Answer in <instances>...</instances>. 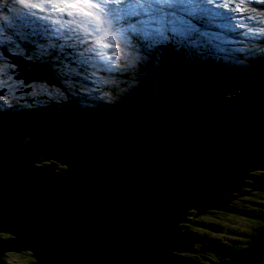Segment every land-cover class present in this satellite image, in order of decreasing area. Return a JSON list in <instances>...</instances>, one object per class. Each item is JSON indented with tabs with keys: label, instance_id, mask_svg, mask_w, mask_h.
Listing matches in <instances>:
<instances>
[{
	"label": "water",
	"instance_id": "1",
	"mask_svg": "<svg viewBox=\"0 0 264 264\" xmlns=\"http://www.w3.org/2000/svg\"><path fill=\"white\" fill-rule=\"evenodd\" d=\"M9 57L25 82L58 84L50 67ZM243 77L176 87L185 104L141 90L105 110L0 112V264L23 252L31 264H200L182 254L196 251L182 229L191 211L236 213L243 188L264 192L263 177L246 182L264 170V72ZM223 258L264 264V226Z\"/></svg>",
	"mask_w": 264,
	"mask_h": 264
},
{
	"label": "rangeland",
	"instance_id": "2",
	"mask_svg": "<svg viewBox=\"0 0 264 264\" xmlns=\"http://www.w3.org/2000/svg\"><path fill=\"white\" fill-rule=\"evenodd\" d=\"M106 1L107 0H95L94 3H92L91 5L82 7L83 8L82 14L91 17L93 19V22H95V26H94L91 23L92 20L90 23L83 22L82 20L79 21V19H77V17L74 15V7H72L71 5L81 6L79 3H77V0H63V3H61L60 0H52L51 3H49L48 0H0V102L10 101L16 107H20L21 105L20 103L24 102L23 94L27 91L33 90L34 88L32 89V86L44 87L41 89L36 88L34 91L38 92L39 94H45L49 98H54L55 104L57 105L58 108H61V106L63 105L66 106V103H70L76 98L81 99L83 102L82 104H85L86 101L88 102L94 101V98L95 97L99 98V96L97 94L94 95L93 92L99 91L97 84L100 83L101 80H103L105 77L92 75L89 70H85L84 72H82V74L80 73V68L83 66V64L84 65H86L87 63L91 64L89 62L92 61L90 57H84L88 53L86 52L87 50L77 51V47H79L82 43L81 36L84 37L86 40L90 38V41H93V43L102 42L107 44L110 43L111 39H114L113 36L117 37V34L112 35V33L109 31L110 29H113V31H115L118 28V30H120L122 34H124L129 32L128 26L134 24L133 28L137 30V33L139 35L131 36V37L132 39H135V41H138L139 46H136L135 48L129 50L131 43L132 44L134 43L133 41H130L129 38L127 37L128 40L122 43L121 45H118L116 43L114 44L113 48H107V47L104 48L105 50L115 53L118 56L117 59H114L115 56L113 55L107 57L109 60L112 59L110 63V71H109L111 72V76L109 77L108 80L111 82L115 81V85L118 86L117 87L118 91L122 88L121 93L130 92L131 90H134L135 86L132 84V82L126 81L125 78L126 76L128 77V75H129L128 78L130 79L135 78L133 77V75L137 72L139 66L134 65V63L140 64L141 66H143L144 69L147 70L149 66L153 67L154 65L158 64L160 61V59L158 58V52L159 50H161L160 47L165 43H167L168 45H172V44L177 45L178 43H181L182 40H191L189 43L191 45V48L199 47V45H197L200 40L199 36L208 33V30L211 31V27L215 28V24L217 23V18H215V16L219 13L216 12L215 16L213 17L212 11L215 10L214 4H213V10L208 11V13L212 15L211 18L206 17L205 13H201L199 7H191L189 9V13L194 14V11H196L198 14L196 15V17L191 18V20L195 22L194 24H197L198 16L199 19H202L200 21L201 27L198 28L194 27L192 23L189 24L190 28L187 27V24L184 23L182 18H180L179 25L175 24V22L156 24L154 26V30L159 31L160 34H164L168 29L167 32L171 34L170 35L171 37L169 38L172 39V41L169 42L168 41L169 38H167L166 35L164 36L150 35L152 38L149 37V34L146 33L145 26H143L144 19L142 18L133 20L131 21V23L125 22L124 20L125 17L123 14L128 13L129 11L131 12V10L136 9L134 7H132V9L131 7L129 8V5L127 3H122L121 8L118 7V10L116 12L117 14L119 13V15H117L116 17L111 16V18H109V20L107 21L108 25H113L114 20L115 21L117 20L118 22L115 23L116 25H114L109 29H104L103 27L96 26L98 24L102 25L104 23V20L107 19L109 15L113 12L110 9H107L106 10L107 12L106 11L104 12V10L106 9ZM236 1L237 0H234L233 3H235ZM97 5L99 6L97 7ZM146 6L147 5H145L144 7ZM246 7H250V9L252 10L251 13L252 18H257L259 14V16L264 20V16H263L264 13L262 15L257 12V10L264 12V3H261L260 0H245L243 1V3L240 4V7H236V8L238 10H242ZM146 8H150V7L147 6ZM153 8L156 7H151V9ZM149 16H151V14ZM163 16L164 15H162V17ZM95 18H100L102 22H99ZM248 20L251 22V18ZM52 22H54V24H51ZM30 28H37L40 34H42L43 37L47 39V41L44 42L39 38H33L28 33V30ZM89 34L90 36H88ZM227 34L233 35L231 32H227ZM196 35L198 36L196 37ZM50 40L59 41L60 44L57 45V43L50 42ZM150 40L151 41L154 40V41H152V44L150 45V49H149V47L145 45V42L146 41L150 42ZM211 41H213V39H211ZM84 44L86 45L85 47L86 49L88 47L87 41H84ZM213 45L214 43L213 44L208 43L207 45L204 44L203 48L212 47ZM237 47L244 48L241 44L238 45ZM165 49L167 50V48L163 47V50ZM255 49L257 52L261 54L263 59L264 35H262L261 39L255 40ZM57 50L60 51L57 52ZM149 50L153 51V53L157 52V54L153 55L154 58L152 59L153 61L148 57ZM203 50H205V52H209V50L206 49ZM237 50L242 51V49L239 48H237ZM55 51L58 53V55H64L63 58H58L57 55L55 56L57 57V59H59L60 69L62 68L65 75L67 76L66 84L69 86V88L67 91L68 93L65 94L62 93L60 89L56 88L55 85L49 84L45 81H39V80L32 81L31 82L32 85L29 87L27 85L29 84V82H25L24 78L19 76L20 73H18V71L12 70L13 67H11L10 63L13 66L15 65L11 62V58L7 55L12 53L15 56L17 55L19 56L23 55L24 57L26 56V58H30L33 61H36L37 63H44V62L53 63L54 61L52 62L51 55L54 54ZM195 53L197 54L199 53L200 55L195 56L193 54L190 56L188 60L194 62L195 65L191 66L188 69V72L179 69L181 66V64H179L180 62L175 60L174 64L178 66L175 68V70H177V72L180 71L179 76L183 77L182 80L184 82L186 81L187 84L194 86V88L196 89L201 87V86L196 87L197 85L196 82H199L197 78L202 76V72L205 68L206 71L208 72L207 77H210L212 75L211 72L216 71L214 68L217 66V62L218 64H221L223 68H225L226 65H222L224 64V62H221L220 60L216 61L212 58H210L212 60L210 59L208 60L207 57L200 52H195ZM187 55L189 54H185V56ZM183 56L184 54L181 51V57L183 58ZM104 58L103 59L96 58V60L92 61V63L95 64L96 66L102 67L104 69H108V65H104L100 63L105 60ZM197 59L199 60V64L203 65V67L196 66L198 64L196 63ZM250 59L253 60L252 58ZM119 62H123L124 63L123 66L115 65L116 63ZM17 67L18 65L16 66V68ZM34 68L39 70V68L37 67ZM239 69H243V68L240 67ZM171 78L176 79L177 77L172 76L171 73H168L167 79L170 80ZM140 80L142 79L140 78ZM105 83H106L105 80L102 81L99 84V88ZM61 85L64 86L63 84ZM165 90H171L173 92L176 90V87L175 89L165 88ZM232 91L237 92L238 90H232ZM133 94H137V93L135 92ZM47 97H43L45 101H41L40 103L43 104L48 103L46 99ZM100 97H101L100 100L101 102H103V104H105L108 100L111 101V99H109L110 96L104 92L101 93ZM182 99H184V96L182 97ZM204 99H212V98L208 97V98H203V100ZM182 101H181L182 104L186 103V100H182ZM26 104L29 106L31 105V103L28 101L26 102ZM24 118H28V116L24 114ZM44 125L45 123H42V126ZM259 172H264V170L262 169L257 170V173ZM253 175L255 176V172H253ZM260 177L261 176L259 175L255 176V178H260ZM246 182L252 184L253 186H256L251 179L250 180L247 179ZM243 189L245 191L248 190L249 193L233 199L231 203L232 206L234 207L236 206L235 207L237 208L236 213H223L220 211H216L218 213L216 215H211V213H206L205 216L201 215V217L204 218L202 219L200 218V216H194L195 211H191L192 213L194 212V214L193 216H189V218L197 219L199 217V220L207 221V223L209 224L207 225L212 230H215L218 233V239H214L217 245L216 247H222V245L230 244L232 241L237 243L242 241L243 239L246 240L248 238V234L244 231L239 230L238 228L244 227L249 230L253 228L254 221L256 220V218L251 217L252 215H250L248 212L240 213L239 211L244 209L247 211L252 210L251 204H249L248 203L249 201L245 199L250 198L252 193L261 194V191L258 189L254 190L251 187H245ZM256 207L259 210H261V212L263 211L264 213V196L261 198V200H258ZM219 216L221 218H219ZM213 223H216L217 225ZM214 225L216 226L221 225L222 227L220 226L215 227ZM216 235L217 234H215V236ZM197 244H199V242H196V245ZM220 249L223 248H219V252H218L217 251L218 248L210 246L211 251H209L218 261V264H220L219 262L220 255H224L225 253ZM182 254L185 257H187L186 259L189 261L198 262L200 264L207 263L206 261L202 260L206 256V251H204V249L198 248L194 252L182 253ZM13 255H15L14 258H16L17 263H22L24 261V257L21 254H17V253L10 254V256Z\"/></svg>",
	"mask_w": 264,
	"mask_h": 264
},
{
	"label": "trees",
	"instance_id": "3",
	"mask_svg": "<svg viewBox=\"0 0 264 264\" xmlns=\"http://www.w3.org/2000/svg\"><path fill=\"white\" fill-rule=\"evenodd\" d=\"M57 43H59V41H57ZM57 52L55 51V53L51 55L52 62L54 61L53 63H48V62L45 63L44 62V64L46 66H50L53 69V72H54L55 76L57 77L58 81L60 82V85L59 86H55V87L60 89L61 92L65 94V93H68L67 91H68V88H69V86L66 84L67 76L65 75L63 69L62 68L60 69L59 59H57V57L58 58H63L64 55H58ZM171 52L173 53V51L171 50L169 52L170 55L173 57ZM166 54H167V52H166V49H165V51H162L163 59L161 61L162 63H164V65L160 64L159 66H154L153 68H151V72L147 75V77H145L143 80H140V79L138 80V82L135 84L134 90H140V89L141 90H146V91H149L150 93H153L154 97L157 98V99L164 98L166 101L173 103V102H175L177 100H181L182 97H183L182 94H180V93H173L172 94L171 90H165V88L175 89V87L182 86L184 88L182 90L188 91L190 88H193L194 86H192L190 84H187L186 81L183 82V80L179 76V74H180L179 72L180 71L177 72V70H175V68L177 66L174 64V62L171 61V57H168V55H166ZM55 55H57V57ZM28 60L33 61L30 58H28ZM262 62H263V60H259V61L255 62V64L250 65L247 68H244L243 71H247V72L250 71V73L246 74V75H253V74H256V73L263 72L264 70L260 71V67L257 66L258 64H262ZM10 65H11V67H13L12 70L16 71V69H17L16 66H13L11 63H10ZM8 69H9V67H8ZM185 69H187V65H185V67L182 70L185 71ZM9 71H10V69H9ZM251 72H254V73H251ZM168 73H171L172 76H175L177 78L176 79L171 78L170 80H168L167 79V74ZM232 73H233V71H231V69L227 70V74H232ZM222 74H226V73L223 72ZM4 81H5V79H4ZM196 83H197V85L195 84L196 87L197 86H202V82H196ZM61 84H63L64 86H62ZM27 85L30 87L32 84L29 83ZM44 86H46V85H44ZM36 88L41 89V88H44V87L32 86L33 90L25 92L23 94L24 102L20 103L22 108L25 109V110H28L31 114L34 111L40 110V109H43V108H49L53 113L59 114L62 111L66 110V109H68L70 107H73V106L80 107L82 105L81 104V99L76 98L72 102L66 103V106L63 105V106H61V108H58L57 105L55 104L54 98H49L45 94H39L38 92H35L34 90ZM113 90H115V89H113ZM169 91H171V92H169ZM131 92H133V90ZM131 92H126V93L119 94L118 97L115 98V101L112 102L110 107H115V106H118V105H121V104L125 103L127 101V98L129 97L128 94H130ZM43 97H47L46 99H47L48 103H45V104L40 103L41 101H45ZM210 100L211 99H208V100L207 99H204V100L202 99V101L204 103L205 102L208 103ZM27 101L31 103L30 106L26 104ZM85 106H86V108H89V109H95V108H92V107H90L88 105H85ZM105 107L106 106L104 104H101V105H98L96 108L97 109H103ZM13 109H16V108L13 106V108H9V110L8 109H2V110L3 111H11ZM58 168L59 169H63L64 167L59 165ZM258 174H259V176L264 178V172H259ZM263 196H264V192H261V194L260 193L259 194L258 193H252L250 198H246L245 199V200L249 201L248 202L249 204H251L252 210L247 211V210L244 209V210H240L239 212L240 213L248 212L252 216H258V217H262L263 216L264 217L263 211L261 212V210H259L256 207L258 200H261V198ZM235 209H237V208H235ZM208 213H211V215L218 214L215 210H210ZM193 214H194V212L190 216H193ZM200 218L204 219L201 216H200ZM219 218H221V217L219 216ZM257 219H260V218H257ZM188 220H189L188 223H184L182 225V229L186 233H188L193 239H195V240H197L199 242V248H201V246H211V245L217 246L216 242L214 241V239H218V233L215 230H212L208 226L209 224L207 223V221L199 220V217L197 219H191V218L188 217ZM213 224H216V223H213ZM216 225H214V226L215 227H218V226L222 227L221 225H218V226H216ZM263 226H264V223L257 222V225L256 226L253 225V228H251L250 230L246 229L244 227H239L238 228L239 230L244 231V232H246L248 234V238L246 240L243 239L242 241L237 242V243L232 241L230 244L222 245V247H220V248H225L226 250H235V251H239V250L245 249L247 247V243L251 239V236H253L255 234L257 229H259V228H261ZM215 234H217V235L215 236ZM1 236L3 238H6V235H4V234H2ZM223 246H225V247H223ZM10 254H12V253H7L3 257L4 264H31L33 262V259L30 256L29 252L20 253L24 257V261L22 263H17L16 262V258H14L15 255L10 256ZM195 258H198V257H195ZM202 260L206 261L208 264H216L218 262L215 259V257L213 256V254H211L210 252H206V256ZM207 263H204V264H207Z\"/></svg>",
	"mask_w": 264,
	"mask_h": 264
},
{
	"label": "bare ground",
	"instance_id": "4",
	"mask_svg": "<svg viewBox=\"0 0 264 264\" xmlns=\"http://www.w3.org/2000/svg\"><path fill=\"white\" fill-rule=\"evenodd\" d=\"M261 1V3H264V0H260ZM208 2L210 3V4H214V6L216 7V9H221L220 11L222 12V11H228V12H230L231 13V15L233 16V19L232 20H229V19H227V18H225V19H227L228 20V24H229V26H230V29L229 30H225L224 31V33L225 34H227V32H231L232 34H234L233 32H235V31H237V32H240L243 36H247V37H249L250 35H251V37L253 38V39H261L262 38V35H264V20L259 16V14L258 13H260V14H262L263 15V11H258L257 10V14H258V17L257 18H252L251 16V13H252V10L250 9V7H246V8H244V9H242V10H238L236 7H240V4L241 3H243V1L242 0H237L235 3H231V4H228V5H225V6H222V5H220L219 3H218V0H216V1H214V0H208ZM259 2V1H258ZM252 5V4H251ZM263 5V4H262ZM125 6V5H124ZM128 7V6H127ZM126 7V8H127ZM147 7V6H146ZM192 7V6H191ZM263 7V6H262ZM130 8V7H129ZM128 8V9H129ZM140 8V7H139ZM260 8V7H259ZM131 9H132V7H131ZM130 9V10H131ZM153 9H155V8H153ZM209 10H211L210 8H208ZM208 9H206V12H205V14H206V17H208V18H211V14H209L208 13ZM120 10V9H119ZM261 10V9H260ZM107 12V11H106ZM127 12V11H126ZM130 12V11H129ZM119 14V13H118ZM190 14V17L191 18H194V17H196V15H198L197 14V12L196 11H194V14H192V13H189ZM201 14V13H200ZM216 14V13H215ZM215 14L213 15V17L215 16ZM256 14V15H257ZM77 14H75V16H76ZM138 16L140 15V14H137ZM264 16V15H263ZM251 18V22L248 20V19H250ZM198 21V20H197ZM198 23V22H197ZM232 28H234L232 31H231V29ZM256 30H257V32H256ZM255 32V33H254ZM88 36H90V34L88 35ZM217 39L216 40H221V38L223 37V35H221V33L220 34H218L217 36ZM250 38V37H249ZM214 39V38H213ZM81 41H82V43H84V41H87L84 37H82L81 36ZM223 40H221L220 42H222ZM89 42H91V44L85 49V50H87L86 52H90L91 54L92 53H94V51H92V44H95V43H93V41H89ZM88 43V42H87ZM89 53V54H90ZM188 56H191V55H187V56H183V59H185L186 61H187V57ZM152 60V59H151ZM210 60H212V59H210ZM178 62H180L179 64H181V66H180V68L179 69H181L182 70V68H184V66H185V64H184V62L183 61H178ZM182 62V63H181ZM35 67H37V68H39L38 66H35ZM93 67H97L95 64H93ZM40 69V68H39ZM205 70H206V68H205ZM205 74H208V72L207 71H205ZM208 75H203L202 74V77L204 78V79H213V77H212V75L210 76V77H207ZM100 77H105V70H103V74H101L100 75ZM241 79H243V80H246V76H244L243 78H241ZM184 82V81H183ZM204 84L202 83V86H203ZM201 86V87H202ZM181 87V89H184L182 86H180ZM200 87V88H201ZM192 89H195L194 87L193 88H190L189 90H192ZM184 91H186V90H184ZM205 98H208V97H205ZM183 100H185V99H183ZM208 100V99H207ZM106 104V103H105ZM96 109V108H95ZM43 123H45V122H43ZM45 125H46V123H45ZM254 172H257V171H254ZM253 179H251L252 181L254 180L255 181V183H256V185H257V180H259V179H261V178H255V176L253 175ZM225 247V246H224ZM220 250H222V251H226L224 248L223 249H220Z\"/></svg>",
	"mask_w": 264,
	"mask_h": 264
},
{
	"label": "snow or ice",
	"instance_id": "5",
	"mask_svg": "<svg viewBox=\"0 0 264 264\" xmlns=\"http://www.w3.org/2000/svg\"><path fill=\"white\" fill-rule=\"evenodd\" d=\"M49 3L52 2V0H48ZM61 3H63V0H60ZM90 0H84V3H89ZM111 3L113 4H122L127 3L129 7H144L147 5L148 7H157L159 5L166 4L168 7L176 6V7H191L194 6L196 3V0H111ZM74 7L75 5H71ZM99 5H97L98 7ZM107 48H113L114 45L112 43H107L105 45ZM112 55H115V53H112ZM103 59V57H101Z\"/></svg>",
	"mask_w": 264,
	"mask_h": 264
},
{
	"label": "clouds",
	"instance_id": "6",
	"mask_svg": "<svg viewBox=\"0 0 264 264\" xmlns=\"http://www.w3.org/2000/svg\"><path fill=\"white\" fill-rule=\"evenodd\" d=\"M46 28V27H45ZM37 29V28H36ZM38 30V29H37ZM39 31V30H38ZM38 38V37H37ZM60 43V42H59ZM11 55H13L12 53H10ZM10 54H7L8 56L10 55ZM22 56V55H21ZM24 57V56H23ZM25 58V60L26 61H28V62H30V63H32V64H36L37 66H40V67H42V68H44V66H46L44 63H37L36 61H30V60H28V58H26V57H24ZM16 66V65H15ZM197 66H199L200 67V65H197ZM29 67H31V66H29ZM46 67H48V66H46ZM50 67V66H49ZM48 67V68H49ZM51 68V67H50ZM52 69V68H51ZM17 71V70H16ZM53 71V70H52ZM54 73V72H53ZM249 76H251V75H246V77H249ZM57 81H58V79H57ZM29 83H31V82H29ZM53 85H55V86H59L60 85V82L58 81V84H53ZM137 91H141V89L140 90H137ZM143 91H146V90H143ZM135 92V91H134ZM137 93V92H136ZM88 105V104H87ZM13 106L16 108V109H13V110H11V111H3L2 109H8L9 110V108H13ZM89 106V105H88ZM119 106V105H118ZM117 107V106H116ZM80 108H82V109H89V108H86V106H85V104H82L81 106H80ZM46 109H49V108H46ZM41 110V109H40ZM50 110V109H49ZM37 111V110H36ZM36 111H34V112H36ZM51 111V110H50ZM0 112H2V113H7V114H11V115H17V113L18 112H21V113H25L27 116H28V118H31L32 117V114H28V113H26V112H29L28 110H25V109H23L22 108V106L20 105V107H16L13 103H11L10 101H8V102H0ZM40 126H42V123L40 124ZM30 138L29 137H26V138H24V141H26V140H29ZM45 163V162H44ZM211 246H213V247H215V248H218V250H219V248L220 247H216V246H214V245H211ZM194 248H199V245H194ZM209 248H210V246H201V249H204V251H206V252H209L210 250H209ZM219 252V251H218ZM212 254V253H211ZM219 255V254H218Z\"/></svg>",
	"mask_w": 264,
	"mask_h": 264
},
{
	"label": "flooded vegetation",
	"instance_id": "7",
	"mask_svg": "<svg viewBox=\"0 0 264 264\" xmlns=\"http://www.w3.org/2000/svg\"><path fill=\"white\" fill-rule=\"evenodd\" d=\"M259 174L257 173V172H255V176H258ZM261 178V177H260ZM253 183L256 185V183H255V181L253 180ZM263 217V216H262ZM257 222H260V223H264V219H256L255 221H254V226H256L257 225ZM195 250H197V248H194ZM225 249V248H224ZM226 250V249H225ZM220 257H224V255H220ZM219 257V258H220ZM223 260H226L225 258H223Z\"/></svg>",
	"mask_w": 264,
	"mask_h": 264
}]
</instances>
